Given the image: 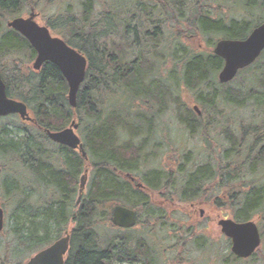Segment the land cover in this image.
<instances>
[{
  "label": "trees",
  "instance_id": "trees-1",
  "mask_svg": "<svg viewBox=\"0 0 264 264\" xmlns=\"http://www.w3.org/2000/svg\"><path fill=\"white\" fill-rule=\"evenodd\" d=\"M100 1H103L101 13L93 20L92 13ZM255 1L239 0L242 11L238 12L249 15L255 8L264 10V0L259 4ZM40 2L0 0V73L6 94L23 102L40 128L22 126L18 128L16 140L5 143L0 140L2 160L19 164L16 166L24 170L30 180L17 187L10 184L11 177L7 174L0 178L3 196L8 198L12 193L10 198L17 200L15 206L25 209L27 216L20 223L14 217L10 228L13 253L19 248L23 249L21 254L36 253L62 237L66 226L72 224L67 264H118L121 259L132 258L137 263L152 264L153 248L144 239L138 238L133 246L130 245L132 237L117 236L102 243L97 232L99 226L114 227L111 211L115 205L137 210L138 217L141 211L147 210L148 221L166 220L160 206L150 196L133 189L128 181L117 178L113 172L114 167L121 170L125 164L133 167L137 162L138 146L132 143L135 140L125 138L129 134L127 127L134 124L136 118L132 110H177L179 123L189 135L201 136L203 146H218L215 143L218 139L210 138L207 132L215 131L222 142L221 150L212 151L205 165H194L197 170L182 173L188 184L183 193L192 190L182 196V204L211 203L218 212L231 211L230 219L240 223L255 222L264 237V51L252 65L224 85L217 80L223 60L212 51L215 38L245 40L264 19L258 23L252 19L226 20L217 15L222 5L215 0L211 2L216 7L209 5L208 0H137L135 9L130 11H138L145 25L140 27L141 31L134 29L133 39L128 40L136 19L129 15V10H115L110 7V0H80L78 18L72 19L68 13L58 18V25L47 23L54 31H58L60 25L66 26L68 35L63 37L64 41L87 61L76 107L71 108L67 83L56 66L47 63L38 73L28 66L12 68V64L17 63L15 56L25 57L27 52L33 59L34 52L18 33L8 28L4 30L2 23L20 16L25 8L34 10ZM157 12L163 13L169 21L165 23L171 25L169 40L164 39L165 23L162 22L166 19L155 18ZM206 39L212 50L201 49V41ZM241 74L245 75L243 83L238 81ZM236 81L237 86L230 85ZM193 97L195 100L191 103ZM193 104L210 118L208 122L198 121L191 110ZM246 109L253 111L249 121L236 118V113ZM73 119L78 122L87 160L63 146L55 145L59 147L57 152L54 150L56 153L44 146L51 143L45 131L59 132ZM202 125H208L209 129L196 128ZM2 133L7 135L9 130L3 128ZM179 141L178 136L168 132L167 149L172 152V145ZM177 147L182 151L185 146ZM52 167L57 172L54 173ZM86 167L91 174L76 210L79 177ZM17 179L13 178L15 183ZM204 186L212 189L210 196L203 193ZM51 187L56 193V200L52 202L47 199V191L42 190ZM187 222L179 221L176 228L180 236L173 248L180 251L176 256L178 264L184 262L185 248L190 251L189 247H195L198 251L211 245L210 235L187 226ZM259 253L258 250L242 261L254 263ZM229 257L233 264L241 261L231 253ZM261 259L264 264V257ZM230 261L226 260V264Z\"/></svg>",
  "mask_w": 264,
  "mask_h": 264
},
{
  "label": "rangeland",
  "instance_id": "rangeland-1",
  "mask_svg": "<svg viewBox=\"0 0 264 264\" xmlns=\"http://www.w3.org/2000/svg\"><path fill=\"white\" fill-rule=\"evenodd\" d=\"M215 1L218 2V4L222 5V8L219 14L217 15L219 17L225 18L226 20L230 21L233 19L235 21H242L246 19H252L255 23H258L260 20L264 19V10L260 8H255L251 10L249 15L245 14L244 12H238V11H242L239 0H215ZM261 1L262 0H256L255 3L259 4ZM48 2L50 4H48ZM79 2L80 0H52L51 2L50 0H41L37 8L34 9V14H35L34 21L37 25L47 27L48 30L50 31L51 36L60 38L64 41L63 37L68 35L66 34L67 33L66 26L60 25L58 27V31L57 30L54 31L47 26V23L54 24L60 16H64L68 13H69L68 15L72 19L78 18L80 15ZM102 2L103 1H100L96 5L95 11L94 13H92L91 19L95 20V18H98V15L101 13L100 11L102 8V5H101ZM210 3L213 4L211 0H208L209 5ZM251 3L253 5V2ZM136 4H137V0H129V2L128 0H110L109 2L110 7H113L115 10H118V11L124 10L126 12L129 10V13H130L129 15L132 14V16L134 15L136 17V19L132 22V29L130 30L128 34V40L133 39L134 29L138 28L141 31L140 27L145 25L144 17H141L138 11H135V12L130 11L133 8L135 9ZM213 5L212 7L214 6L216 7V5L214 6ZM30 14H31V8H25L22 14L15 18L21 17V18L27 19ZM154 16H156L155 18L157 19L161 17L160 19H162V21L166 19L163 13H160V12L155 13ZM214 17L216 18L217 16L214 15ZM13 19H10V21ZM10 21L2 23L4 26V30L8 28L7 23ZM165 22H169L168 19L164 20V22L162 23H165ZM67 23H68V20H67ZM56 25H58L57 22H56ZM164 26H165V34H166V37H164V39L169 40L170 35H171L170 33L171 25L168 23H165ZM85 29H87V27H85ZM116 37L117 36H115V38ZM220 40H224V37L215 38L213 41V44L217 43ZM203 41L204 42L201 41V44H200V47L202 50H205V51L212 50V48L215 46L214 45L213 47H210V45H208V43L206 42L207 39ZM14 58L16 59L17 63L12 64V68H22L23 66H28L33 72H35L33 70V64L35 61L34 59L32 60L29 58V55L27 52L25 53V57L22 54H19L18 56H15ZM22 61H24V63H22ZM8 65L10 64L8 63ZM25 72L28 73V71L26 70ZM161 73H162L161 76H163L164 74L163 70L161 71ZM238 78H239L238 81L240 83H243L245 79V75L241 74V76ZM233 83L230 85L231 86L238 85L237 81ZM180 90L182 94L183 92L185 94L186 91L184 90L182 85L180 87ZM184 98L185 100L187 99L185 95H184ZM194 100H195V97L191 98L190 102L193 103ZM221 109H224V108L222 107ZM252 114H253L252 110L246 109V110H243L241 113H236L235 116L238 119L241 118V120L249 121V118L251 117ZM73 121H75V123H77L78 125V122L76 119L71 120V122ZM69 125L67 126V128L69 127ZM22 126L32 129L31 126L27 125L26 123L21 122L20 119L17 117L10 116L8 118H5V117L0 118V140H2L4 143L9 142L11 140H16V134L17 136L19 135L18 128ZM3 128H7L9 130V133L7 135L2 133ZM168 129L170 133H172V130L170 128ZM181 131L183 134L178 133V132L172 133V136L174 137L178 136L180 138V141L177 143L174 142L172 146L175 149H178L177 145L185 146L184 150L187 151V154L190 157H194L193 159L201 158L202 160H205V159L208 160V157L210 158V154H212V151L217 152L221 150L222 142L220 138H218L219 136L217 137V135H215V131L213 135L210 132V136H212L210 138L218 139V142H215L218 144V146H213L210 144L209 146L210 148L208 146H203L202 144H200L199 142L200 137L198 135L191 136L187 132H183V130ZM75 134L77 135V137H79V139H81L79 129L75 131ZM160 134L163 135L162 133ZM55 145L56 144L50 143L47 145L45 144L44 146L46 150L51 151L52 153H56L59 147H56L58 145L56 146ZM54 150L56 152H54ZM177 156L178 154L176 155V157ZM170 158L174 159L175 157L173 156L170 157V155H167L165 160L163 161L161 160L159 164L157 163L156 167H161V168H164L165 170H169V169L174 170V174L172 175L173 180L171 182V185L166 186L164 190L160 191L161 193L165 191V196L163 195L159 196L157 193L152 194L150 196L152 201L160 206L161 212H163V215L166 216V220L162 222H154L152 220L148 221L147 214H146L147 210H144V211H141L138 217V225L135 228H133L130 232H128L127 230H119L117 228L110 227L109 225L99 226L97 227V232L99 233V236L101 237L102 243L110 239L116 238L117 236H121L125 238L132 237V240L133 239L134 240L132 241V243H130V245L133 246L136 244V240L138 238H142L151 248H153L152 253H151L152 255L150 257V260H152V264H178L179 261L176 259L177 258L176 256L180 254L178 253L180 251L178 248L176 247L173 248V247L175 246L176 241L179 239V236H180L179 232H176L178 222L180 221L181 223L183 219H185L186 221H188L187 223H189V225L187 226L194 227L195 230H199V231L205 232L208 235H210L209 239L211 240V245H212L211 249L213 251L211 249L208 250L210 252L207 251V248L210 247L211 245L208 246L206 249L205 247H203L201 250H198V251L197 250L195 251V247H193V249L189 247L190 251H188L187 248H185L184 252L186 253L183 254L184 262L182 264H226V260H229V261L231 260L229 263L233 264L231 263L233 259L229 257L230 244L223 237H221L222 234L220 233V229L217 226L218 220L230 219L232 212L228 210H225V211L222 210L223 211L222 213L218 212L216 209L213 208L214 206L211 205V203H209L208 205H205L203 203L195 201L190 204H184V203L182 204V196L189 195L187 192L183 193L184 188H181L179 185L183 181V178L185 176L178 174V171H176V168H177V166L175 165L177 164L176 162H171V164H169L168 161L170 160ZM51 161H53V164H55L54 158H52ZM142 163H144L143 160H141V164ZM184 163L185 164L182 165L183 172H186L187 169H190V164H189L190 160H189V163L187 162H184ZM153 164L154 163H152V165ZM193 164L194 163H191L192 166ZM16 165H19V164L14 163L13 161L9 163L5 162L0 157V178H2L5 174H7L8 176L11 177L9 181L10 184H14V185L16 184L17 187H22L24 185V184L22 185V182L24 183L30 182V180L28 179L29 176L28 174L25 175L26 174L25 171ZM150 165L151 164H148V166ZM143 167L145 168V165ZM140 173H143L142 168H141ZM90 174L91 172L89 173L88 179L90 178ZM13 178H16V179L18 178L16 183L13 180ZM51 188H48V190L47 188H42V190L44 189L47 191V193L45 194L47 195V199L50 202H52L53 200H56L55 199L56 193L54 192L53 187ZM186 193L187 195H184ZM10 195H13V194L11 193ZM10 195H8V198H5L3 196V192L0 190V210H2L3 212V225L0 231V264H20L35 255V253H30L29 255L25 253L21 254L20 252H22L23 250L22 248H19L16 252L13 253L14 244L10 243L12 242L11 240L13 239L11 236L10 228L14 225V217L16 216L18 218V222L20 223L22 222V220H25L27 216H25L26 215L25 209L23 210V208H19V206L18 207L15 206L17 200L15 199L13 200L12 198H10L11 197ZM32 195L34 197V195H36L35 192H33ZM75 200H77V195L75 196ZM198 203H200V205H198ZM77 207L78 208H76V210L79 209V206ZM200 212L202 213V216H200ZM147 221H148V225H147ZM72 228H73V225L68 224V226H66L65 228V231H67L68 233ZM64 232L62 233V235L64 234ZM262 236L263 235L261 234V246L258 249L260 253L258 254V256L255 257V260L252 261L254 263H251L250 262L251 260H248L249 262L247 264H263L261 257H264V237ZM8 243H10L9 253L7 251ZM101 246H103V244ZM215 248L217 249L215 250ZM133 263L141 264L135 261ZM146 264H147V261H146ZM237 264H246V263L241 260L237 262Z\"/></svg>",
  "mask_w": 264,
  "mask_h": 264
},
{
  "label": "water",
  "instance_id": "water-1",
  "mask_svg": "<svg viewBox=\"0 0 264 264\" xmlns=\"http://www.w3.org/2000/svg\"><path fill=\"white\" fill-rule=\"evenodd\" d=\"M34 11L27 19L16 18L7 23V27L21 35L37 53L33 70H40L45 63L56 66L68 87L67 100L71 108L76 107V97L86 74V59L80 52L68 46L63 40L52 37L47 27L35 23ZM264 50V23L255 28L245 40H220L215 44L213 54L224 62L218 74L221 84L231 82L237 73L251 65ZM18 115L23 121H30L27 106L8 98L6 87L0 75V117ZM78 129L75 121L68 128L59 132L46 131L50 141L72 150H79L86 160L82 143L75 134ZM87 174L80 178L78 203L85 189ZM111 223L120 229H131L136 226L137 214L134 210L122 205H115L111 211ZM3 225V212L0 210V231ZM221 234L230 241V253L241 260L249 259L261 245V236L255 222H235L232 219H220L217 222ZM69 235L55 241L41 250L24 264H63L64 256L69 249Z\"/></svg>",
  "mask_w": 264,
  "mask_h": 264
},
{
  "label": "flooded vegetation",
  "instance_id": "flooded-vegetation-1",
  "mask_svg": "<svg viewBox=\"0 0 264 264\" xmlns=\"http://www.w3.org/2000/svg\"><path fill=\"white\" fill-rule=\"evenodd\" d=\"M33 52H34V55H32V57L35 61L37 57V53L34 50ZM47 63L48 62H45L41 66V68ZM40 70H38V72ZM191 110L194 114H196L198 121L208 122L210 120V118H208L202 113L201 109L196 104L191 105ZM131 112H132V116L136 118H134L135 120H133L134 124L127 127L128 128L127 132L129 134H127L125 138L126 139L131 138L132 140H135V141H132V143L133 145L138 146V149L136 152L137 154L135 157L137 162L135 163V166L133 167L125 164L126 167L121 168V170L114 167L113 172L116 174L117 178H123L124 180L128 181L132 185L133 189L139 191L142 194L148 195V196H151L152 194H156V193L159 196L161 195L165 196V191L162 193L160 191L164 190L166 186L171 185V182L173 180L172 175L174 174V170H171V169L165 170L164 168L156 167V165L157 163L159 164L161 160L162 161L165 160L167 155H170V157L172 156L175 157L174 159L170 158L168 162L169 164H171V162H176L177 163L175 164L177 166L176 171H178V174L182 176H183L182 174L183 166L182 165L185 164L184 162L189 163V160H190V163H189L190 169H187L186 171H190V170L195 171L197 170V168L194 167V165L196 164L205 165V163L210 161L209 157H208V160L206 159L202 160L201 158H199L200 160L193 159L194 157H190L187 154L186 150L181 151V150L173 148L172 152H170L167 149L166 138L168 137V132H170L168 128L172 130V133L173 132L182 133L181 130H183V132H187V130L185 129V126L180 124L177 119V117L179 116L178 115L179 112L177 110H173L171 112H166L163 110H154V111L132 110ZM207 113H211V111L210 112L207 111ZM29 116L31 120L25 121L23 123H26L27 125L31 127H35L36 129H40L39 127H37L36 122L32 118L31 114H29ZM143 122H149V124H142ZM151 123H154V124L150 125ZM117 127L118 129L121 128L119 125ZM196 128L209 129V126L202 125L200 127L197 126ZM207 132H208V136L210 137V131L208 130ZM160 133H162L163 135H161ZM119 137H122V136H119ZM199 137L200 139L202 138L201 136ZM200 139H199V142L200 144H202L203 141ZM177 154L178 156L176 157ZM141 160H143L144 163L141 164ZM152 163L154 164L152 165ZM191 163H194L193 166L191 165ZM148 164H151L152 166L151 165L148 166ZM144 165H145V168L143 167ZM52 168H53L54 173L57 172L55 167H52ZM124 168H126L127 170ZM141 168L143 169V173H140ZM203 168L205 169L204 166L202 167V169ZM84 173H87V180H88L90 170H88L87 167L84 168L82 174L79 177V180L81 176H83ZM185 180L187 179L183 178V181L179 184L181 188H184V191H185V187L188 186ZM85 190H86V187L83 190L82 194L85 192ZM211 190L212 189H210L209 187L204 186L203 193L210 196ZM78 192H79V183H78ZM186 192L191 193L192 190L186 191ZM78 197H79V194L77 193V200H78ZM79 204L80 202L78 203L77 201L75 207L78 208L77 206H80ZM200 216H202V214H200ZM65 235H67V231L64 232L63 236ZM30 259L31 258H29L23 263L28 262ZM67 260H68V253H66V255L64 256L63 264H67ZM131 260L133 259H121L118 261V264H134L133 263L134 261H131Z\"/></svg>",
  "mask_w": 264,
  "mask_h": 264
}]
</instances>
